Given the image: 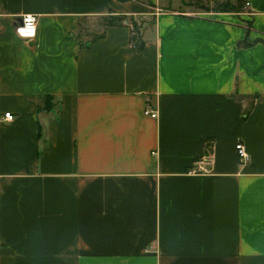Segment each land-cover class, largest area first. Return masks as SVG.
<instances>
[{"label": "crops", "instance_id": "1", "mask_svg": "<svg viewBox=\"0 0 264 264\" xmlns=\"http://www.w3.org/2000/svg\"><path fill=\"white\" fill-rule=\"evenodd\" d=\"M244 1L0 0V264H264V0ZM108 14L149 22L141 50L128 26L79 49Z\"/></svg>", "mask_w": 264, "mask_h": 264}, {"label": "trees", "instance_id": "2", "mask_svg": "<svg viewBox=\"0 0 264 264\" xmlns=\"http://www.w3.org/2000/svg\"><path fill=\"white\" fill-rule=\"evenodd\" d=\"M129 1V0H124ZM186 4L190 7H196L200 11L209 13V12H231V13H240L245 7L246 2L244 0H234V1H226L225 3L213 2V5H210L207 0H194V1H186ZM86 19L80 18L78 20L77 26V37L79 39L78 47L80 50L89 48L95 41L100 40L105 37L106 30L110 27H119V26H128L131 30V44H135L138 50H141L144 46L143 41L140 38L139 30L137 29V24L126 16L122 15H114L108 14L104 17L98 19L97 26L99 30L95 33H88L87 28L85 26ZM130 25V26H129ZM87 37H89L87 40ZM256 41H248L246 38L244 41L238 42V48H248L253 46ZM240 99L239 96H237ZM54 98L49 95L39 97V105L38 112L50 113L54 109ZM253 106V102L250 103L249 108L245 111V115H248L250 109ZM39 126V125H38ZM40 128V126H39ZM38 136L40 137V131L38 132ZM209 154L212 153V142L208 145Z\"/></svg>", "mask_w": 264, "mask_h": 264}, {"label": "built area", "instance_id": "3", "mask_svg": "<svg viewBox=\"0 0 264 264\" xmlns=\"http://www.w3.org/2000/svg\"><path fill=\"white\" fill-rule=\"evenodd\" d=\"M247 5V4H246ZM14 33L16 37L20 40H33L37 36V17L34 15H24L21 17L20 22H15ZM132 47L135 48V44H132ZM144 116L150 117L152 119L157 118V112L152 109L150 106H146L144 110ZM14 116L11 113H5L3 118H0V121L12 122ZM235 150L238 157L239 165H247L250 162L249 154L244 147L243 143H237Z\"/></svg>", "mask_w": 264, "mask_h": 264}, {"label": "rangeland", "instance_id": "4", "mask_svg": "<svg viewBox=\"0 0 264 264\" xmlns=\"http://www.w3.org/2000/svg\"><path fill=\"white\" fill-rule=\"evenodd\" d=\"M149 1V0H147ZM209 2L210 5H213V2L217 1V2H220V3H225L226 1L228 0H207ZM230 1H234V0H230ZM159 11H168V12H175L177 14H183V13H192V14H204L205 12H202L200 11L198 8L196 7H190L186 4V1L185 0H182V2L180 3V5L178 6H175L173 8L171 7H166V8H161V9H158ZM151 23V22H150ZM146 24H149V22H146L145 24L143 23H140V25L138 24L137 25V29L140 31L141 28L144 26V27H147L148 25ZM150 26V25H149Z\"/></svg>", "mask_w": 264, "mask_h": 264}, {"label": "water", "instance_id": "5", "mask_svg": "<svg viewBox=\"0 0 264 264\" xmlns=\"http://www.w3.org/2000/svg\"><path fill=\"white\" fill-rule=\"evenodd\" d=\"M17 22L19 23L20 22V19Z\"/></svg>", "mask_w": 264, "mask_h": 264}]
</instances>
